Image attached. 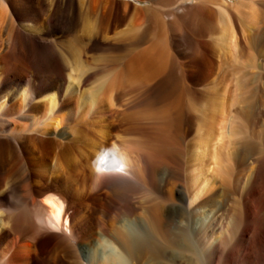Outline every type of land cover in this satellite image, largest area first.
I'll list each match as a JSON object with an SVG mask.
<instances>
[{
    "label": "bare ground",
    "instance_id": "obj_1",
    "mask_svg": "<svg viewBox=\"0 0 264 264\" xmlns=\"http://www.w3.org/2000/svg\"><path fill=\"white\" fill-rule=\"evenodd\" d=\"M98 1L0 0V264H264V0Z\"/></svg>",
    "mask_w": 264,
    "mask_h": 264
},
{
    "label": "rangeland",
    "instance_id": "obj_2",
    "mask_svg": "<svg viewBox=\"0 0 264 264\" xmlns=\"http://www.w3.org/2000/svg\"><path fill=\"white\" fill-rule=\"evenodd\" d=\"M114 1L121 2V3L131 2L133 6L131 8L128 7L129 9L126 8L125 6L121 7L120 17H122V15L124 14L125 19L123 20V22H121L118 25L119 28L118 27L116 28L115 30L116 34L106 33V36L108 38H110L111 40L112 38L119 39L124 36V32L127 31L130 27L145 26L143 21H145L146 10L143 9L142 7H147L148 3L140 2L138 0H114ZM76 7L77 9L73 12L66 11V15L67 16L70 15L69 17L73 18V21L77 23L76 28L73 30L71 34L67 36V39H73L75 36L81 37L82 35H84L85 32L94 30L95 27L99 28L103 24L102 18L106 17L108 14H110V12L111 13L114 12V9L113 10L110 9L109 3L102 1L101 5H99L98 0H76ZM80 13H82V15ZM72 53L73 52H71L69 56L73 55L71 56L72 60H76L75 54H72ZM122 54L123 52L119 50H112V49L108 50V49L101 48V49H98L97 51L89 52L87 55H84V56L82 55L81 57L82 66L81 67H84L85 70L89 71L90 73L95 74L97 71H103V70L108 69L107 65L109 61ZM107 74L108 73L104 72L100 75V77L94 76L95 78L93 77L91 80H89L83 88L88 89L94 86L95 84H98V81L101 77L107 80V83H110L114 79V77L117 75V69L113 70L112 72H109L108 75ZM224 91H225V87L221 89L220 93H224ZM75 101H76V97H75ZM120 118L123 119V117L121 116ZM120 118H119V121L121 122L122 120ZM88 154L89 155H86L87 157L85 156L86 158L84 157V162H85L87 170L90 172L92 169L90 167L91 161L89 160L91 157L89 156L93 155V152L89 151ZM54 158L55 157H53L52 160L50 161L51 165L53 166H54V163L56 162L55 160L56 158L55 159ZM208 165L211 166L210 171L212 169L216 170V171H212V173L209 172L210 176H213V175L220 176L219 165L215 166L214 164L210 163V161H208ZM214 166H215V169L213 168ZM43 184L42 183L38 184V187L42 188V187L47 186L48 184L51 185L50 183H46L44 185Z\"/></svg>",
    "mask_w": 264,
    "mask_h": 264
},
{
    "label": "snow or ice",
    "instance_id": "obj_3",
    "mask_svg": "<svg viewBox=\"0 0 264 264\" xmlns=\"http://www.w3.org/2000/svg\"><path fill=\"white\" fill-rule=\"evenodd\" d=\"M101 170H103V169H101ZM49 203L51 204V206H52L54 209H56L55 218L58 220L59 217H60V208H61V206H58L57 204L52 203L51 201H49Z\"/></svg>",
    "mask_w": 264,
    "mask_h": 264
}]
</instances>
